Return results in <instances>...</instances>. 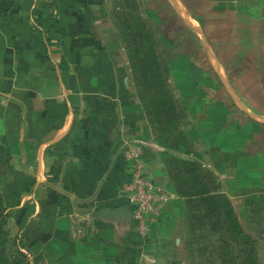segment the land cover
Listing matches in <instances>:
<instances>
[{"label": "crops", "instance_id": "obj_1", "mask_svg": "<svg viewBox=\"0 0 264 264\" xmlns=\"http://www.w3.org/2000/svg\"><path fill=\"white\" fill-rule=\"evenodd\" d=\"M175 2L211 54V61L200 48L194 54L208 60L201 75L187 70L198 61L182 57L183 45L168 61L185 153L156 141L162 136L139 100L125 49L102 28L110 22L106 0H0V191L8 195V184L18 183L11 224L48 264L156 257L146 251L148 236L135 237L122 194L130 138L146 143L149 178L174 195L149 235L179 242L188 200L177 196L174 173L192 161L202 174L197 189L226 198L244 233L264 244V23L240 26L243 11L232 0ZM72 217L81 221L78 233Z\"/></svg>", "mask_w": 264, "mask_h": 264}, {"label": "rangeland", "instance_id": "obj_2", "mask_svg": "<svg viewBox=\"0 0 264 264\" xmlns=\"http://www.w3.org/2000/svg\"><path fill=\"white\" fill-rule=\"evenodd\" d=\"M233 1L234 10L238 8L245 12V14L243 12L237 14L238 21L236 22L240 26H242V22L247 27H256L257 24L264 23V0ZM106 2L104 13L107 15L106 19L108 18L110 22L102 28L116 38L120 48H125L123 34L128 33L127 26H130L131 31L135 17L139 16L152 35L156 58L170 92L173 88H170L168 83L170 79V64H168V61L170 62L169 58L175 48H180L183 45L186 48V53L189 54H185V56L183 54L182 57L185 59L194 58L198 61V64L194 63L195 65L193 62H188L187 70L193 75H201L202 66H206V62H208L206 59L203 62L202 58L195 57L198 53L200 54L197 48L204 50L206 58L211 61V54L204 46L203 33H196L180 13V15H177V9L174 8L175 0H106ZM182 9L187 12L185 8L182 7ZM193 13L196 16L195 12ZM208 13L214 16L213 12ZM180 20L187 26L184 27ZM122 22L125 26H120ZM208 37V43H212L214 47H216L215 44H219L217 36L211 34ZM214 50L216 51V49ZM124 51L126 54V50ZM214 53H217V51ZM175 57L176 59L173 57V60L176 62L178 61V56L175 55ZM212 73L215 74L213 71ZM205 75L207 76V74ZM207 173V171L204 172L206 177L208 176ZM2 184L3 181H0V188H2ZM221 212H223L222 209ZM7 216V228L9 229L11 244L12 241L17 239V229L11 224L12 216L10 211H8ZM183 221V234L180 235V240L176 244L174 242L176 237L162 241L158 237L148 235L149 241L146 251L156 257L144 259L141 264H264V244L257 243L256 240L250 238L253 242V247L249 248V242L244 238V233L243 235H238L232 232L228 226L219 229L218 225H216V216L208 212L203 206L185 204ZM250 251L253 262L248 259L251 256ZM38 254L42 259L39 264H48L41 252L34 253L29 251L30 260L31 257Z\"/></svg>", "mask_w": 264, "mask_h": 264}, {"label": "trees", "instance_id": "obj_3", "mask_svg": "<svg viewBox=\"0 0 264 264\" xmlns=\"http://www.w3.org/2000/svg\"><path fill=\"white\" fill-rule=\"evenodd\" d=\"M120 26H125V24L122 22ZM127 31L128 33L123 34V42L130 74L140 102L144 104L150 121L162 136L156 141L162 143V140L165 139L170 142L168 147L185 153L187 152L186 145L178 130L175 106L156 58L152 35L139 16L135 17L131 31L130 26H127ZM199 169L200 167L195 162H179L174 173L177 196L188 200L189 205H201L215 215L216 225L219 229L228 226L232 232L243 235L244 231L239 226L226 198L212 194L207 187L197 189V186L201 185L202 179ZM8 185L11 193L7 195L0 191V264H39V261L42 260L39 254L34 255L30 260L29 249L32 246L23 235L22 238H17L10 244L7 215L9 208L19 204V198L14 192L18 183L16 182L15 186ZM27 186L28 183L24 182V192L27 191ZM219 211L220 213H218ZM246 235L244 233L243 236L249 242V248L253 247L251 237ZM248 259L253 262L252 253Z\"/></svg>", "mask_w": 264, "mask_h": 264}, {"label": "built area", "instance_id": "obj_4", "mask_svg": "<svg viewBox=\"0 0 264 264\" xmlns=\"http://www.w3.org/2000/svg\"><path fill=\"white\" fill-rule=\"evenodd\" d=\"M123 156L130 164V179L122 186V194L132 208L134 233L137 238H146L160 219L168 202L174 195L156 185L148 176L142 154L146 143L137 138L123 142ZM72 229L80 232L81 221L73 219Z\"/></svg>", "mask_w": 264, "mask_h": 264}, {"label": "bare ground", "instance_id": "obj_5", "mask_svg": "<svg viewBox=\"0 0 264 264\" xmlns=\"http://www.w3.org/2000/svg\"><path fill=\"white\" fill-rule=\"evenodd\" d=\"M175 3H174L175 8L184 17L187 24H189V26H191L196 33L200 32L199 28L196 25V22H194L191 18H189V16L185 13V11H183V9L181 8V6L178 3H176V4Z\"/></svg>", "mask_w": 264, "mask_h": 264}, {"label": "water", "instance_id": "obj_6", "mask_svg": "<svg viewBox=\"0 0 264 264\" xmlns=\"http://www.w3.org/2000/svg\"><path fill=\"white\" fill-rule=\"evenodd\" d=\"M251 227H252L255 231L259 232V227H258V226L252 225Z\"/></svg>", "mask_w": 264, "mask_h": 264}]
</instances>
